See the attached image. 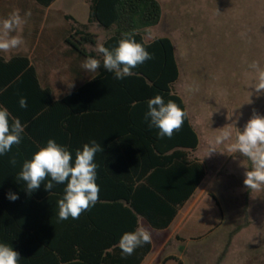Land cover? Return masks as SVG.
<instances>
[{
    "label": "trees",
    "instance_id": "1",
    "mask_svg": "<svg viewBox=\"0 0 264 264\" xmlns=\"http://www.w3.org/2000/svg\"><path fill=\"white\" fill-rule=\"evenodd\" d=\"M162 14L158 0H89L87 24L67 16L73 23L63 40L69 53L78 60L95 58L101 66L91 79L60 98H55L51 88L40 82L28 56L14 55L7 59L0 56V107L10 113V124L13 118H18L26 125L21 143L0 156V243L19 253L18 264H66L75 257L82 263L98 264L102 262V251L118 246L121 236L114 232L123 235L135 231L139 218L153 228H166L205 177V165L189 159L186 188L181 191L182 197L176 198L174 194L178 191L166 187V174L149 173L157 155L172 151L171 157L178 152L188 156L198 145L188 114L181 130L170 139L159 138V129L150 128L145 120L147 102L157 95L165 103L172 100L186 111L173 89L179 69L171 40L162 37L145 42V35L160 23ZM92 24L107 32L104 47L114 49L123 34L132 33L153 58L132 69V76L116 79L113 72L103 68V55L88 49L97 47V36L88 30ZM22 97L26 98L27 108L19 105ZM49 139L66 147L73 163L76 150H82L85 143L95 140L101 145L102 152L94 158L98 165L99 200L78 219L58 217L57 202L64 196L66 183H54L51 190H46L44 181L29 193L25 182L17 180L24 161L32 159ZM116 151L125 152L120 158L125 162L122 170L125 182L121 187L105 188L102 183L105 163H115ZM13 156L15 166L9 163ZM134 176L136 180L129 182ZM10 193L18 199L10 200ZM247 223L246 220L238 223L229 232V241ZM261 245L260 260H264V242ZM71 248H76L78 254L70 252ZM84 248H94L98 253L88 258ZM150 248V243L141 246L140 255L132 264H139ZM223 257L221 254L216 264Z\"/></svg>",
    "mask_w": 264,
    "mask_h": 264
},
{
    "label": "rangeland",
    "instance_id": "2",
    "mask_svg": "<svg viewBox=\"0 0 264 264\" xmlns=\"http://www.w3.org/2000/svg\"><path fill=\"white\" fill-rule=\"evenodd\" d=\"M158 1L162 19L149 29L146 38L167 37L173 44L180 72L173 89L183 99L200 141L197 155L206 167V179L199 191L205 188L208 195L194 206L184 233L201 237L188 240L178 253L187 250L182 255L184 264H216L228 230L246 220L220 264H259L264 242L260 239L264 227V210L259 203L262 189L251 191L244 185L251 162L239 153H227L226 145L235 140L236 132L243 131L254 114L264 116V91L257 94L250 87L255 81L249 68L253 61L264 68V36L259 30V20L264 22V0ZM86 5V0H62L52 8H41L32 0H0V22L15 10L26 20L11 34L20 35L24 43L0 55L6 59L15 54L28 56L41 83L52 89L54 97L66 95L94 73L83 69L84 60L68 53L63 42L72 25L66 17L86 23V12H81ZM28 11L31 16L25 17ZM88 30L98 36L99 45L105 32L94 24L88 25ZM88 49L98 52L97 47ZM225 130L231 131L232 140L207 155L209 140ZM220 212L223 224L207 234V225L202 222L207 217L216 219ZM171 231L151 229L155 246Z\"/></svg>",
    "mask_w": 264,
    "mask_h": 264
},
{
    "label": "clouds",
    "instance_id": "3",
    "mask_svg": "<svg viewBox=\"0 0 264 264\" xmlns=\"http://www.w3.org/2000/svg\"><path fill=\"white\" fill-rule=\"evenodd\" d=\"M31 12L25 13V17ZM26 22L19 10L13 11L0 22V52H10L19 48L23 43L20 35H11L17 32ZM134 34L125 33L114 49L97 45V51L103 55V68L115 74L116 79L132 76V69L153 58L145 47L137 43ZM101 62L95 58H87L81 67L89 72H95ZM249 68L254 73V83L250 87L257 94L264 91V68L253 61ZM21 108H27L26 98H20ZM148 111L145 120L149 127L159 129L158 137L172 138L175 132L181 130L187 112L176 103L169 100L164 102L160 95L147 102ZM10 113L6 108L0 107V156L11 151L13 145L21 143L22 134L26 125H22L18 118L9 123ZM232 140L231 131H222L214 140H209L207 155L217 152V147L226 141ZM227 153H239L251 162V168L245 173L244 185L251 191L264 189V116L254 114L246 123L243 131L236 132L235 140L226 145ZM102 152L101 145L95 140L85 143L82 150H76L75 160L71 152L64 146L49 139L45 147H41L30 160H25L17 180L26 184L27 191L38 189L42 182L45 189L51 190L55 184H65L64 196L58 200V217L67 220L69 217L78 219L83 212L89 211L99 200L100 188L96 183L98 165L94 162L95 155ZM206 155V156H207ZM9 163L13 166L17 161L13 156ZM50 177V179H49ZM12 201L18 199L15 194H9ZM151 243V234L143 227L133 232H125L118 243L122 251V258L132 255L137 247ZM20 255L7 244L0 243V264H18Z\"/></svg>",
    "mask_w": 264,
    "mask_h": 264
},
{
    "label": "crops",
    "instance_id": "4",
    "mask_svg": "<svg viewBox=\"0 0 264 264\" xmlns=\"http://www.w3.org/2000/svg\"><path fill=\"white\" fill-rule=\"evenodd\" d=\"M46 1L47 0H32V2L36 6L41 7V8H52L53 6L60 3V1H62V0H51L48 4H45ZM77 1H79V0H77ZM86 1H87L86 7L84 9H82V11H81L82 13H84L83 11L86 12V15H85L86 23H80L75 18H73V19H75V21H77L80 24H87V21H88L89 0H86ZM71 24H73V23H71ZM259 28H260L259 30H261L262 36H264V22H262L261 20H259ZM100 29H102V28H100ZM102 30L105 32V37L101 41L100 44H102V42L105 40V38L107 36V32L104 29H102ZM147 35L148 34L145 35V42H150L153 39H155V38H153V39L148 40L146 38ZM97 38H98V36H97ZM156 38H162V37H156ZM97 45H98V42H97ZM68 53H69V51H68ZM15 55H21V54H15ZM71 55H73V54H71ZM12 56H14V55H12ZM12 56H10V57H12ZM73 56L76 57L75 55H73ZM1 57H3V56H1ZM94 73L88 79L83 80V82L91 79V77L94 75ZM179 77H180V72H179ZM79 85H77V86H79ZM181 99H182V97H181ZM182 101H183V99H182ZM199 146H200V141L198 138V145H197L196 150L193 152H190L188 156L185 155L186 153L178 152L171 157L172 151H170V152L162 154V156L157 155V157H155L153 159L154 164H153L151 170L149 171V173L150 174L164 173V175L166 174V177H167V178H165V182L167 184L166 187H167V189L178 191V193L174 194V197H176V198H181L182 197L181 191H182V189L184 190L186 188V183H187L186 177L188 176V168L190 166L189 159L194 160V161H198V162L204 164V161L197 155V151L199 149ZM115 156H117L115 163H108V162L105 163V171H104L105 177L102 179V183H103L105 188L121 187L122 185H124V182H125L124 176H123L124 172H122V170H124L125 162L123 159H120L123 156H125V152L124 151H116ZM118 157H119V159H118ZM140 168H141V166H140V164H138V169H140ZM120 170H121V172H120ZM137 171H139V170H137ZM205 179H206V175L203 178V180L200 182V184L197 186V188L194 190V192L190 196V198H188L185 202H183L181 204V206L178 208L174 218L171 220L170 224L166 228H163V229L153 228L144 219L139 218V221H138L139 226L138 227H143L146 230H148L149 232L151 229L163 232V231L170 230L172 228V231L167 236H165L161 241L157 242V244H159V245L155 246L154 241H153L152 236H151V243H150L151 248H150L149 252L142 258V260H141V262H139V264H179V262L181 264H184L182 255H184L187 250L181 249V253L179 254L178 249L181 248L180 247L181 245L187 244L188 240H195V239H198L201 237L200 235L199 236H187L184 233H186L185 232L186 231L185 223L187 221L188 216L192 212L194 206L204 197V195L207 194L205 188H203L199 191V189L201 188ZM135 180H136L135 176L132 178L131 177L129 178V182H134ZM184 194L186 196V191L184 192ZM247 200L248 199H246L245 202ZM251 201H252V198H250L246 204L250 205ZM259 203H260L262 210H264V207H262V206H264V189H262V194H261V197L259 198ZM170 204L176 205L177 202H171ZM208 207L210 209H212L211 213L212 212L214 213L213 207L210 205V203L208 204ZM248 210H249V207H248ZM203 222H202L203 225L204 224L207 225L206 227L204 226L207 234L212 233V232H216V230H218L219 227L223 224V215L220 212L219 217H217L216 219L214 217L213 218L207 217V219L204 220ZM235 227H236V225H234V227H232V229L228 230L226 237H225L226 241L224 243L222 250L220 252H217L218 254L215 253V254H217V259L221 254L225 255V252H224L225 248H226V253L228 254L230 252V249L235 244V239L241 230L237 234H235L230 241L228 239L229 232L231 230H233ZM261 229L262 230H261L260 239H261V241H264V227H262ZM114 234L116 236L117 235L122 236V232H120V231H116V232H114ZM70 252L78 254V251L76 250V248H71ZM95 252L98 253L97 251H95L94 248H84V254L89 255V256H87L88 258H90V255H94ZM140 252H141V247H137L134 250L132 255H129L126 258H122L121 249L118 246H114L112 248H109V249L101 252L102 253L101 254V261L102 262H99L98 264H124V261H127L128 264L129 263L132 264V262L134 260L138 259ZM224 258H225V256L223 257V259ZM88 262H90V261H88ZM58 264H64V263H58ZM66 264H91V262L90 263H82V262H79L77 257H75V260H71L70 262H67ZM260 264H264V260H260Z\"/></svg>",
    "mask_w": 264,
    "mask_h": 264
}]
</instances>
